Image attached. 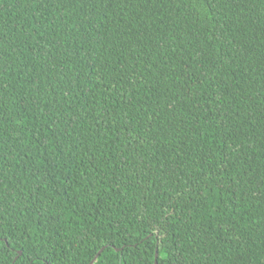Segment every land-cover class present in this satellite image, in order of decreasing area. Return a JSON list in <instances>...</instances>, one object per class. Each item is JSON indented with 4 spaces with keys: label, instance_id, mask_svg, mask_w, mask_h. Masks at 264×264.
<instances>
[{
    "label": "trees",
    "instance_id": "1",
    "mask_svg": "<svg viewBox=\"0 0 264 264\" xmlns=\"http://www.w3.org/2000/svg\"><path fill=\"white\" fill-rule=\"evenodd\" d=\"M102 249L264 264V0H0V264Z\"/></svg>",
    "mask_w": 264,
    "mask_h": 264
},
{
    "label": "water",
    "instance_id": "2",
    "mask_svg": "<svg viewBox=\"0 0 264 264\" xmlns=\"http://www.w3.org/2000/svg\"><path fill=\"white\" fill-rule=\"evenodd\" d=\"M103 250H104V249H102V251L99 253L98 257L93 261L92 264H95V262L98 260L99 256L102 254ZM20 254H21V253H20ZM158 257H159V253H158V251H157L156 258H158ZM156 264H159V263L156 262Z\"/></svg>",
    "mask_w": 264,
    "mask_h": 264
}]
</instances>
